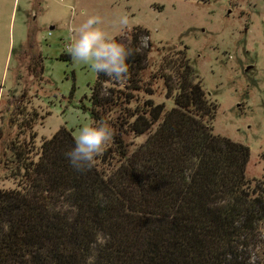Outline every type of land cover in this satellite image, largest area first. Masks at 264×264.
<instances>
[{"label": "trees", "instance_id": "obj_1", "mask_svg": "<svg viewBox=\"0 0 264 264\" xmlns=\"http://www.w3.org/2000/svg\"><path fill=\"white\" fill-rule=\"evenodd\" d=\"M144 36L135 27L115 38L133 49L128 72L97 73L82 105L113 129L89 168L66 160L65 126L33 155L14 148L17 182L0 189V264H264V179L246 176L248 147L214 133L217 105L186 50L149 72ZM160 81L168 111L153 99Z\"/></svg>", "mask_w": 264, "mask_h": 264}, {"label": "rangeland", "instance_id": "obj_2", "mask_svg": "<svg viewBox=\"0 0 264 264\" xmlns=\"http://www.w3.org/2000/svg\"><path fill=\"white\" fill-rule=\"evenodd\" d=\"M85 14L114 38L146 29L149 72L173 48L186 50L217 105L214 133L247 146L246 176L264 179V0H0V189L17 182L15 150L27 144L33 155L60 127L75 138L92 123L82 105L97 72L66 50ZM117 14H127L126 27L113 24ZM153 99L174 107L161 81Z\"/></svg>", "mask_w": 264, "mask_h": 264}, {"label": "clouds", "instance_id": "obj_3", "mask_svg": "<svg viewBox=\"0 0 264 264\" xmlns=\"http://www.w3.org/2000/svg\"><path fill=\"white\" fill-rule=\"evenodd\" d=\"M85 16L74 30H70L74 34L66 45L68 54L75 62L90 65L97 73L121 80L128 72V60L133 55V49L116 40L103 28L99 15ZM113 24L126 27L129 24L127 14H117ZM112 135L113 129L104 121L83 124L74 138V146L64 156L75 170H85L91 166Z\"/></svg>", "mask_w": 264, "mask_h": 264}, {"label": "water", "instance_id": "obj_4", "mask_svg": "<svg viewBox=\"0 0 264 264\" xmlns=\"http://www.w3.org/2000/svg\"><path fill=\"white\" fill-rule=\"evenodd\" d=\"M248 69V68H247Z\"/></svg>", "mask_w": 264, "mask_h": 264}]
</instances>
